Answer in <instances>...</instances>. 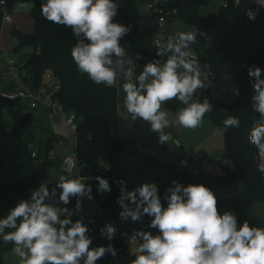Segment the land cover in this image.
<instances>
[{
  "label": "clouds",
  "instance_id": "9594fccd",
  "mask_svg": "<svg viewBox=\"0 0 264 264\" xmlns=\"http://www.w3.org/2000/svg\"><path fill=\"white\" fill-rule=\"evenodd\" d=\"M118 8L116 0H43L41 15L49 22L71 28L78 38L71 57L80 73L106 87L121 82L127 113L134 121L139 118L148 122L160 144L172 139L166 129L173 124L193 130L200 127L213 105L209 99L199 98L198 90L204 89L205 83L201 64L190 49L197 35L205 33L180 31L166 39H155L159 58L146 63L134 76L131 60L121 46L131 28L113 22ZM135 59H141L138 53ZM247 72L253 81L252 108L260 114L247 138L257 149V167L264 174V78L258 66L249 67ZM233 92L239 94L237 88ZM173 99L183 105L174 121L162 110ZM223 125L238 128L240 120L228 116ZM213 134H219V129ZM95 179L98 192L111 191L107 179ZM117 183L120 219L130 218L135 223L147 215L152 218L149 227L158 230L155 235L144 230L134 233L141 243L129 264H264V227L238 221L231 210L221 212L215 194L205 185L184 186L173 181V186L166 189L165 207L155 183L145 182L131 191L126 182ZM85 197L93 199L92 187L81 178L61 174L51 187L41 183L29 199L19 200L0 218V239L13 245L12 252L20 264H96L106 254L115 257L117 252L111 243L90 248L89 227L82 219L72 220L82 210ZM72 198L76 199L74 209L67 207ZM116 231L106 223L100 235L111 241Z\"/></svg>",
  "mask_w": 264,
  "mask_h": 264
},
{
  "label": "trees",
  "instance_id": "16d2710c",
  "mask_svg": "<svg viewBox=\"0 0 264 264\" xmlns=\"http://www.w3.org/2000/svg\"><path fill=\"white\" fill-rule=\"evenodd\" d=\"M3 1L6 9L11 12L21 3L31 6L30 15L34 20V31L27 33L16 28L11 31L14 37L19 38L13 48L14 52L18 53L26 46L31 47L23 66L27 71L25 81L32 89H36L44 83L46 73L50 71L60 83L55 97L68 113H75L80 120L75 144L78 171L81 178L89 181L95 202L101 209L98 226L106 220L118 223L117 232L111 241L102 237L99 232L89 235L92 238L90 248L102 246L100 240L104 239L106 245L111 243L117 252L115 257L106 254L96 264H129L136 254L126 242L127 235H134L128 224L132 221L130 218L127 221L120 219L119 213L122 209L116 201L120 195L117 182L123 178L120 175L119 158L125 152L126 145H133V142L119 134V108L123 103L119 102L117 87L97 85L87 74L78 71L71 57V49L78 42V38L74 36L71 28L49 22L41 15L43 0H0V3ZM204 2L205 0H168V8L177 10L174 22L181 21L197 32L205 33L204 36L197 35L195 43L199 62L223 65L230 61L232 66L239 62L246 63L248 68L260 67L264 78V17L261 16L256 21L247 20L244 10L247 4L235 5L234 1L229 7L222 6L216 14L202 16L200 7ZM3 15L4 10L0 7L1 32ZM141 20L142 16L135 0H127L125 6L118 8V15L113 21L130 26L131 30L122 38L121 46L125 48L128 58L140 65L139 72L146 63L155 59L154 52L145 44L150 35L147 34V28L141 26ZM137 53L141 57L139 60L135 59ZM233 53L237 55L235 60L231 59ZM2 85L0 78V218L6 216L8 210L19 200L30 198L32 190L46 177L53 160L49 158V140L46 142L49 149L47 160L42 162L41 155L37 157L41 160L42 167L33 174L24 172L20 155L28 150V144L24 138L23 124L11 126L3 116L6 107L23 102L3 98ZM251 88L252 86L244 88L240 97L232 103L222 101L210 91L198 90L200 100L207 98L213 105L212 111L208 112L204 119L210 118L222 127L228 116H235L240 120L238 128L224 127L225 145L234 162V168L227 170L224 175L212 176L209 181H205L201 174L195 173L180 174L177 180L184 186L203 184L210 189L214 186H230L237 190L236 187H239L245 198L238 194L231 197L215 195L218 209L221 212H235L240 222L247 220L251 226L264 227V219L255 217L251 211L256 203H264V174L259 172L257 167V149L247 138L252 123L250 106L254 94ZM165 105L176 112L183 107L175 99ZM96 176L111 180L110 192L102 194L97 191ZM173 180L174 177L171 176H160L159 181L155 183L165 207L166 189L173 186ZM127 189L132 190L130 186ZM57 192L59 193V189ZM75 204L76 199L72 198L67 207L74 209ZM80 215L81 211L74 214L72 220L79 219ZM145 217L147 221L143 226L146 231L158 234L157 229L149 227L152 218L147 215ZM137 241L138 247L141 241ZM12 247L11 243L5 244L0 239V264H5L4 253L11 251Z\"/></svg>",
  "mask_w": 264,
  "mask_h": 264
},
{
  "label": "rangeland",
  "instance_id": "374dc122",
  "mask_svg": "<svg viewBox=\"0 0 264 264\" xmlns=\"http://www.w3.org/2000/svg\"><path fill=\"white\" fill-rule=\"evenodd\" d=\"M119 7L127 4V0H116ZM149 0H135L138 7L139 14L142 16L141 26L146 27L149 21H154L155 15L146 7ZM225 0H205L200 7V15L206 16L209 14H216L220 11ZM31 6L26 4L16 5L11 13L12 22L4 25L1 32V44L4 53L9 57L15 58L19 65L25 64L26 55L30 53L31 47L26 46L18 53L14 52L15 46L14 36L11 31L16 28L20 31L32 33L35 28L34 20L30 15ZM172 34L180 31H191L193 28L181 21H175L172 25ZM146 46L149 48L150 37L145 40ZM212 64V63H211ZM205 66H212L206 64ZM213 66L222 73L224 79L231 68V62ZM7 62L2 57L0 59V76L4 79L3 73L6 71ZM201 68L202 65H201ZM4 81V80H3ZM2 83L4 84V82ZM218 96L226 103H232L236 98L226 91L219 92ZM162 110L169 113V119L175 120L176 111L167 107L165 104ZM41 115L36 116L37 110L31 109L27 104H18L8 106L3 111L4 118L11 124V126H18L23 124L24 138L28 144V150L20 155V160L24 164L25 169H29L30 173L36 172L37 165L31 158L33 150L38 151L39 155L42 152L44 143L51 140V148L55 150V164L48 168L46 177L41 183L48 184L51 187L57 180L59 175L65 174L70 178H79V173L76 170L74 173L68 174L63 172L57 162L64 157L65 153L68 155L74 152L75 135L69 127L59 124L54 118H60L57 115L51 116L47 114L44 109L40 110ZM43 115V116H42ZM119 133L122 137L129 138L133 142V151L124 152L120 155V175L121 177L135 182L141 186L143 183H157L160 176L174 177L173 181L178 182V177L183 173L201 174L205 181H209L212 176L224 175L227 170L234 168V162L228 155L225 145V128L214 123L210 118H205L202 125L196 129H185L179 125L173 124L172 127L166 129L172 137L167 143L160 144L158 142V135L150 130V124L142 119L132 120L130 114L127 113L124 106L119 108ZM63 123V122H62ZM219 129V134L214 135V130ZM43 138V139H42ZM62 138L69 139V143L63 146L59 144ZM190 157H193L192 161ZM182 160H186L189 166L185 167L180 164ZM42 167L41 160H39V168ZM111 184L109 178H105ZM86 184L90 183L83 180ZM173 184V183H172ZM91 186V185H90ZM237 193L234 192L235 187L230 186H214L212 191L215 195H222L231 197L238 194L245 198L244 192L241 193L239 187ZM104 194V193H102ZM93 196V189H92ZM83 208L81 215L83 217H94L99 220L101 209L95 202L94 196L92 200L87 197L83 198ZM252 214L264 219V203H256L251 208ZM106 223H111L118 229V223L115 221L106 220L104 223H99L97 233L100 234V229ZM117 232V231H116ZM135 236L132 240H128L127 244L131 250L137 249V242ZM137 241V240H136ZM5 264H20L19 258L11 251L4 253Z\"/></svg>",
  "mask_w": 264,
  "mask_h": 264
},
{
  "label": "built area",
  "instance_id": "2783aa9c",
  "mask_svg": "<svg viewBox=\"0 0 264 264\" xmlns=\"http://www.w3.org/2000/svg\"><path fill=\"white\" fill-rule=\"evenodd\" d=\"M233 1L235 5L247 4L244 8L247 20L256 21L259 19V17H264V0H225L223 6L229 7ZM24 5L26 4L21 3V6ZM0 7H2V10H4L2 23V27H4L5 24L11 23L13 21L11 15L13 11L11 12L6 9L4 1L0 3ZM146 7L155 15V19L154 21H152V27L149 35L151 45L150 49L155 54L154 58L158 59L159 57L156 56V49L153 45V42L155 39H166L168 36L173 35L172 25L174 23L173 19L175 17V14H177V10L168 8V0H149V2L146 4ZM191 31L196 30L193 29ZM14 40L16 44L19 41V38L14 37ZM190 52L192 57L199 60V53L195 47V44L191 47ZM2 57L7 62L6 72H8V74L10 75V85L8 88H3L1 90V96L9 100H21L22 102H27L33 109H38L41 107L47 108L49 111L54 112L61 118H63V120L66 122V124L69 126L76 137L77 131L80 126V120L78 116L75 113H68L64 109L61 102L55 97L57 91L60 89V83L49 71L46 73L44 83L40 87L32 89L25 81V75L27 71L23 69L24 65H19L16 62L15 58L9 57L8 54L4 53L1 44L0 31V59ZM209 63L210 62H200L203 67L201 78L205 83V88L200 90L210 91L214 95H218L221 91H226L237 99L242 94L244 88H249L250 86H252L251 84H253V81L250 80L248 76V67L246 63L239 62L236 65H231V68L228 71L225 79L224 76H222V73L219 72L218 69L213 66V64L210 63V65L212 66H205ZM130 67H132L134 76L139 74L140 65L138 63L131 60ZM205 72L208 73L207 78H205ZM261 78H263L262 75ZM116 87L119 102L123 103L124 93L121 88V82L118 81ZM234 88H237L239 90L238 95L234 94ZM251 89L254 94L253 87ZM250 114L252 119V127L254 121L256 119H259L260 117V114L253 110L252 104L250 106ZM60 142L64 143L63 140H61ZM37 157L38 154L33 152L32 158L36 159ZM49 158L54 159L55 153L50 151ZM258 162V153L256 151V163L258 164ZM180 164L185 167L189 166L186 160H182ZM66 168L68 169L67 172L65 171ZM60 169L68 174L74 173L76 170H78L76 150L72 154L66 155L60 160ZM120 182H126V187L130 186L132 190L139 187V185L135 184L133 181L125 178L120 179ZM79 219H82L83 223L89 227L88 235H94L97 233L99 222L98 219L94 217H83L82 215H80ZM146 221L147 218L143 216L142 219L136 223L143 225Z\"/></svg>",
  "mask_w": 264,
  "mask_h": 264
},
{
  "label": "crops",
  "instance_id": "0c3cea01",
  "mask_svg": "<svg viewBox=\"0 0 264 264\" xmlns=\"http://www.w3.org/2000/svg\"><path fill=\"white\" fill-rule=\"evenodd\" d=\"M152 22V21H151ZM149 23H150V21H149ZM146 28H148V25L146 26ZM3 76H4V79L3 78H1V76H0V78H1V81H3L4 82V84L2 85L3 86V88H8L9 87V85H10V75L8 74V72H4L3 73ZM22 104H27L29 107H30V105L27 103V102H23ZM31 108V107H30ZM31 109H33V108H31ZM42 109H44L45 111H47L46 113L47 114H49V115H51V116H54V115H57L56 113H54V112H51V111H49L47 108H45V107H41V108H38V109H33V110H37V112H36V116H38L39 114L41 115V111L40 110H42ZM43 116V115H42ZM59 118H60V120H61V122L59 121V119H56V118H54L55 119V121L57 122V123H59V124H64L65 123V125L67 126V127H69L67 124H66V122L63 120V118H61L59 115H57ZM63 122V123H62ZM65 125H63V126H65ZM72 131V130H71ZM120 134V133H119ZM75 135V134H74ZM121 135V134H120ZM43 139V138H42ZM61 140H63L64 141V143H61L60 141ZM61 140H59V144L60 145H63V146H65V145H67V143H69V139H64V138H62ZM75 144H76V137H75V143H74V151H75ZM51 151L52 152H54L55 153V150H54V148L52 147L51 148ZM33 152H35V153H37L38 154V156H39V152L38 151H35V150H33L32 152H31V154L33 153ZM42 153V152H41ZM69 153H65L64 154V156H66V155H68ZM41 155V154H40ZM31 158H32V156H31ZM191 158V160L193 161L194 160V158L193 157H190ZM33 159V158H32ZM34 160V164L35 165H37V169L39 168V160L40 159H38V158H36V159H33ZM52 162H53V164H55L56 162H54L53 160H52ZM57 165L59 166V168H60V160L57 162ZM78 171V170H77ZM24 172L26 173V174H33V173H35V172H33V173H30V170L29 169H25V167H24ZM78 173H79V171H78ZM195 173H197V172H195ZM79 178H81L80 177V174H79ZM82 179V181L83 180H86V181H88L87 179H85V178H81ZM89 182V181H88ZM237 190L236 189H234V192H236ZM136 238V237H135ZM128 240H132V236H129V235H127L126 236V242L128 241ZM136 240H138V239H135V242H137L138 243V241H136ZM134 251V250H133ZM135 252H136V250H135Z\"/></svg>",
  "mask_w": 264,
  "mask_h": 264
},
{
  "label": "water",
  "instance_id": "95a60500",
  "mask_svg": "<svg viewBox=\"0 0 264 264\" xmlns=\"http://www.w3.org/2000/svg\"><path fill=\"white\" fill-rule=\"evenodd\" d=\"M151 27H152V22H150L148 24V28H147V34H150V30H151ZM193 46V45H192ZM191 46V47H192ZM237 58V55L236 53H233L231 55V59L235 60ZM48 147H47V143H44L43 145V148H42V153H41V159H42V162L46 161L47 158H48ZM133 151V146L132 145H126L125 147V152H132ZM260 172V171H259ZM128 224L130 225V227L132 228V231H133V234L135 232H137L138 230H144L146 231V229L144 228L143 225L141 224H138V223H133V222H128ZM137 239V238H136ZM100 244L104 247H107L106 245V241L104 239H101L100 240Z\"/></svg>",
  "mask_w": 264,
  "mask_h": 264
}]
</instances>
